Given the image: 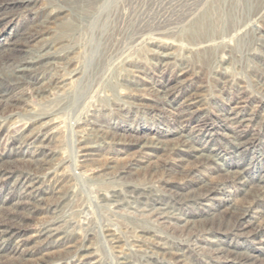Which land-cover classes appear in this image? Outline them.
I'll return each mask as SVG.
<instances>
[{"label": "rangeland", "instance_id": "374dc122", "mask_svg": "<svg viewBox=\"0 0 264 264\" xmlns=\"http://www.w3.org/2000/svg\"><path fill=\"white\" fill-rule=\"evenodd\" d=\"M231 108L254 117L246 147L213 144L264 180V0H0V264H264L263 229H224L252 189L171 150L178 130L221 135ZM222 181L235 203L208 220L191 195Z\"/></svg>", "mask_w": 264, "mask_h": 264}, {"label": "bare ground", "instance_id": "6f19581e", "mask_svg": "<svg viewBox=\"0 0 264 264\" xmlns=\"http://www.w3.org/2000/svg\"><path fill=\"white\" fill-rule=\"evenodd\" d=\"M38 51L36 49L31 50L30 54L25 56L24 58L20 59L18 62H16V64L12 66L10 71L12 73L21 75V74H23V72L35 70L32 68V66L36 65L40 61V59H42L41 57L46 56L48 54L47 51H44L43 53H38ZM164 57H166V58H162V59H165V60L168 59L167 55H165ZM223 119L225 120L226 126H228L226 131L222 132L221 135H219V136H214L211 133L212 135L210 134L209 138H207L203 143L202 142H198V143L196 142V144H194V143L190 144L189 140L192 141V139H191L192 137H190L188 133H184V132L178 130V132L176 133L177 136L173 138L174 140H177V141L172 145L171 150H174L175 152H176V150H179V149H182V150L184 149L186 151H189V153L191 154L194 161L183 160L182 158H179L176 160L178 162L184 161V164L187 165V167L189 168L188 169L189 171H191L190 169H192V168H196L198 166V164L206 163L209 166L213 167L215 170L218 169V170L224 171L225 174L223 175L222 179L223 178L233 179L235 182H237L239 184L241 190L246 192V194L249 192L250 189H252V191L254 193L247 200V202H246L247 204L244 207L241 214L236 216L232 223L226 222L225 223L226 225L224 228L226 231L233 230V231H236L239 234L248 238V237H252V236H255L256 234H258L257 232L259 230H261V229L264 230V214H263L264 212H262L260 209H258V210L257 209L256 210L251 209L252 203H256L257 201L264 198V180H263V177L260 176L259 180H257L256 182H253L252 180H250L248 170L246 168H244V166H241L238 163H233V164L224 163V161H223L224 158H223L222 154L218 150V147H216V144L215 143L213 144V142L215 141V139H217L216 142L217 141L218 142H224V141L230 140L229 141L230 145H225V146L229 149H232V150H237L236 148H241L242 146L246 147L245 146L246 145V142H245L246 138L244 139V136L247 132L248 126L251 125V123H253L252 121L254 120V117L251 116L250 114L244 113V111L242 109L235 110V109L231 108L228 111V113L223 116ZM202 129H204V128H201L200 130H202ZM140 140L141 141L138 140L140 142V143H138V146L141 149H143L144 147H153V146H158L159 148L163 147L162 146L163 141L162 140L161 141L160 140H154L153 137H148V138L146 137V138H142ZM91 147L92 146H90L89 148H91ZM182 147H184V148H182ZM89 148H88V150H89ZM146 153L149 155L153 154V152H151V151L146 152ZM85 154H87L86 151L83 155H85ZM181 166H182V164H181ZM189 173H191V172H189ZM197 178L198 179H196V182H198L200 186L204 187L205 181L200 177H197ZM225 179H223V180H225ZM223 183H224V181L219 182L217 185L212 186L211 188H208L204 192H198L197 193V190L195 189L193 191L194 195L193 194L191 195V197H194V196L200 197L201 205L203 207H205V208H203V211H206L207 212L206 214L209 215V219L206 217L208 220L220 218L223 215L222 212H227L228 208L230 209L232 207V205L235 203L234 202L235 200L233 201L234 203L231 201L229 191L225 189ZM33 188H34V183L29 182V184L27 186V190L23 193V196H25L26 194H31V192H32L31 190ZM195 192H196V194H195ZM37 200H40V198H38ZM217 201L220 202L219 203L220 206L223 203H226L224 208L217 209L218 206L216 205V209L211 208V210H207V208H209V206L210 207L212 206L213 202H217ZM149 205L151 207H153L152 209H154L158 214H161L164 216L166 214H168L166 206L164 203L158 202L156 204L151 203ZM149 205H148V207H149ZM259 218H260V220H259ZM207 219H198V221H197V220H191V219H188L185 217L182 218L185 226L186 225L187 226H189V225L195 226V225L199 224L202 231H208L211 229V226H208V227L201 226V224L205 222L204 220L207 221ZM259 242L264 248V244H263L264 243V237H260ZM224 247L225 246H222L218 242L215 250H216V252L227 251L228 252L227 254L244 255V258H246V259L253 258V256H254L253 252H251V253H248V252L239 253V252L232 251L227 247H225L226 248L225 249Z\"/></svg>", "mask_w": 264, "mask_h": 264}]
</instances>
